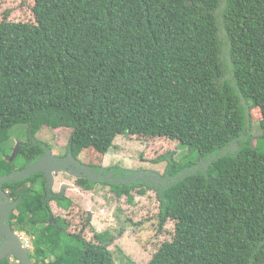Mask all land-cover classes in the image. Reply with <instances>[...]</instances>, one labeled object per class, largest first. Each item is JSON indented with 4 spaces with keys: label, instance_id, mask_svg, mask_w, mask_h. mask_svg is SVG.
<instances>
[{
    "label": "trees",
    "instance_id": "obj_1",
    "mask_svg": "<svg viewBox=\"0 0 264 264\" xmlns=\"http://www.w3.org/2000/svg\"><path fill=\"white\" fill-rule=\"evenodd\" d=\"M9 1L30 18L0 21V176L44 154V128L69 131L65 156L94 174L119 137L168 143L162 174L117 166L99 182L116 219L118 202L153 195L174 224L148 264H264V0ZM17 127L27 140L9 161ZM27 182L16 230L33 264L130 263L85 239V212L71 231L75 203Z\"/></svg>",
    "mask_w": 264,
    "mask_h": 264
},
{
    "label": "rangeland",
    "instance_id": "obj_2",
    "mask_svg": "<svg viewBox=\"0 0 264 264\" xmlns=\"http://www.w3.org/2000/svg\"><path fill=\"white\" fill-rule=\"evenodd\" d=\"M7 14L9 21H23L30 18V14L21 3L14 1L0 0V21L5 20ZM44 128L36 135L37 140L46 146L51 155L56 159L64 157L65 147L68 144L70 132L60 130L59 132H50ZM258 137L261 131L254 125L251 130V136ZM27 138V132L21 127L14 128L10 133V140L7 141L9 150L14 149L17 143L24 142ZM5 142V141H4ZM173 147L168 143H155L142 145L137 142L128 141L125 137L115 140L114 149L106 155L103 168L117 169V166L126 170L162 174L165 169V163L155 164L156 159L163 154L172 152ZM15 149L13 150V152ZM14 154V153H13ZM72 173V174H70ZM54 178L51 182L49 191L62 197L63 205L75 203L72 211L71 231H74L75 220L77 216L85 212L91 220V228L85 231L84 237L87 241H94V235L101 234L103 239L108 242L105 244L114 259L122 258L124 262L131 264H148L151 252L154 251L162 242L168 241L173 233L174 224L166 222L160 223L159 203L152 195L150 197L136 196L134 206L131 208L125 201L117 203L120 212L117 210V219L114 214L116 203L113 200L112 192L103 185H97L92 192L81 193L74 187L72 177H77L73 169L66 170L64 173H53ZM69 182H68V181ZM46 180L38 177L32 189L41 192ZM72 184V185H71ZM76 207V208H75ZM86 217H83L85 219ZM78 226V225H76ZM80 230V227L77 228ZM91 230L94 232L92 233ZM30 243V241H28ZM32 243V242H31ZM119 249L120 254L117 250ZM129 263V264H130Z\"/></svg>",
    "mask_w": 264,
    "mask_h": 264
},
{
    "label": "flooded vegetation",
    "instance_id": "obj_3",
    "mask_svg": "<svg viewBox=\"0 0 264 264\" xmlns=\"http://www.w3.org/2000/svg\"><path fill=\"white\" fill-rule=\"evenodd\" d=\"M22 144H24V143L23 142L17 143V145L15 146L14 149L18 148ZM14 149L12 148V150L10 152L9 161L11 160V157L13 156V153H14L13 150ZM45 155H46V151L44 150V154L42 156H40L36 160V162L39 161L41 158H43ZM68 156L69 155L64 156V157H60L59 159H56L53 156L52 157L56 161L61 162L65 158H67ZM24 168L25 167H20V168L17 167L15 169V171L20 172ZM70 169H73L74 174L77 175V177H72L73 178L72 182H70V183L75 184L76 180L83 177V174L81 172L77 173V170L75 168H73L72 166H70L68 170H70ZM107 169L108 168H106V167L103 168V166H101V168H99V170L97 171V173H99V174H94L96 178H99V181L93 183L94 186L99 185L100 184L99 182L110 181L107 177H105V176H108L109 174H112L111 172L106 171ZM55 174H57V173H55ZM103 175H105V176H103ZM32 176H36V181H37L38 177H40V178L42 177L44 179L45 174H43L41 172V173H35ZM32 176H30V177H32ZM0 177H3V176H0ZM30 177H28V178H30ZM27 179L22 180L21 182L26 183ZM19 182H12V184L8 183V185H7V183L0 184V247L3 244L5 245L7 243V245H5V246L8 249L9 243L10 244L14 243L13 239L11 242H8L9 241L8 234H10L11 236H13L14 239L16 238L19 241V243L21 242L22 248L27 249L29 251V260H30V263L33 264L35 262V259H33L31 256L32 251H33L32 243L31 242L29 243L28 241H30V240L27 237H25L24 235L17 232V230H16L17 227H19V220L17 219V216H18L17 211H18V206L20 204L21 196L23 194V190L28 189L31 186H30V182H27L25 185H18ZM74 187H76V186L74 185ZM79 192L83 193L84 191H79ZM84 193H88V192H84ZM5 203H6V205H5ZM0 264H20V262L16 258H14L12 255H10V253H9V254L4 255L0 259Z\"/></svg>",
    "mask_w": 264,
    "mask_h": 264
},
{
    "label": "water",
    "instance_id": "obj_4",
    "mask_svg": "<svg viewBox=\"0 0 264 264\" xmlns=\"http://www.w3.org/2000/svg\"><path fill=\"white\" fill-rule=\"evenodd\" d=\"M46 155L41 158L39 161L34 163L33 165L25 168L24 170L20 172H13L9 175L0 177V184L5 183H12V182H19L22 180L27 179L28 177L34 175L35 173H43L46 177V182H48L49 187H51V182L54 176L53 173H63L64 171L68 170L70 166L75 168L77 170V173H82L83 177L88 178L91 183L99 181V178H96L94 173L87 170L83 165H81L79 162H77L75 159H73L71 156H68L63 161L59 162L53 159L51 152L45 148ZM76 173V174H77ZM71 174V173H70ZM100 176V175H99ZM6 205V203H5ZM9 241L11 242L12 239L14 241L13 244L9 243L8 249L5 245H2L0 247V259L6 255L9 254L12 255L14 258H16L20 264H31L29 260V251L27 249L22 248L21 242L10 234H8Z\"/></svg>",
    "mask_w": 264,
    "mask_h": 264
},
{
    "label": "clouds",
    "instance_id": "obj_5",
    "mask_svg": "<svg viewBox=\"0 0 264 264\" xmlns=\"http://www.w3.org/2000/svg\"><path fill=\"white\" fill-rule=\"evenodd\" d=\"M15 150H17V148ZM14 153H15V151H14ZM13 156H14V154H13Z\"/></svg>",
    "mask_w": 264,
    "mask_h": 264
}]
</instances>
